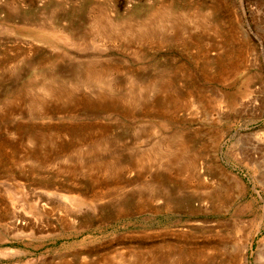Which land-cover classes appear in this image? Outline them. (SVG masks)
Returning <instances> with one entry per match:
<instances>
[{"label": "rangeland", "instance_id": "obj_1", "mask_svg": "<svg viewBox=\"0 0 264 264\" xmlns=\"http://www.w3.org/2000/svg\"><path fill=\"white\" fill-rule=\"evenodd\" d=\"M161 5L169 32L131 50L96 39L79 54L19 23L76 32L94 13L130 17ZM86 61L116 66L111 84L166 70L169 90L148 96L158 116L86 107L96 101L79 82ZM49 76L80 90L58 101L29 90ZM0 107V264H185L191 254L204 264L210 245V264H222L240 227L262 226L253 244L264 245V0H0ZM139 128L146 138L135 140ZM222 175L235 183L222 185Z\"/></svg>", "mask_w": 264, "mask_h": 264}, {"label": "bare ground", "instance_id": "obj_2", "mask_svg": "<svg viewBox=\"0 0 264 264\" xmlns=\"http://www.w3.org/2000/svg\"><path fill=\"white\" fill-rule=\"evenodd\" d=\"M169 5V4H168ZM162 9V10H160ZM167 9L169 11V6L167 5H161L160 8L152 10L148 13H144V14H137V15H132V16H127V17H120V16H116L113 17L112 19H107L105 17V15L103 16L102 14L100 16H98V14L96 15V13H91L93 15H90L88 18H85L83 15L82 17H84L82 20V24L80 25V27L76 30V32H70L68 28H64V27H59L57 26L55 23L50 22L48 23L47 21L42 22V21H28L26 18H21L19 20L20 24L23 25H29V26H34L37 29H41L43 30L41 34L39 35H44V36H49L50 38H52L53 41H59V42H63L64 45L67 44V48L68 46L71 48L72 51H78V53L81 51L84 52L86 51L88 48V46L86 47V41L88 40H92V42H94L93 40H95V43L97 40L99 41H104V40H114L115 42L118 43V47L120 46L121 48H126L125 50H131V48H135V46H138V43L140 42H144L147 39H154V37H159L161 35H164V33L166 34V31L169 29V12L167 13ZM166 10V11H165ZM182 12V11H181ZM88 14V13H87ZM180 14V13H179ZM200 14V13H199ZM129 15V14H127ZM181 15V14H180ZM193 16L192 13L191 14H182L181 16L187 20H193L194 17H192V19L188 18V16ZM202 15V14H201ZM87 16V15H86ZM180 16V17H181ZM80 17V18H82ZM175 17V15H174ZM183 19V20H184ZM90 20L91 23L93 25V27H90ZM184 20V21H185ZM197 20V19H196ZM171 21V20H170ZM188 21V20H187ZM176 22V21H175ZM193 23V22H191ZM80 24V22H79ZM78 24V25H79ZM175 25V24H174ZM185 26V25H184ZM16 27V26H15ZM180 28V27H179ZM186 28V27H185ZM15 30V29H14ZM169 32V31H167ZM29 33V32H28ZM167 36V35H166ZM163 38V37H162ZM165 38V37H164ZM97 39V40H96ZM161 39V38H160ZM113 41V42H114ZM89 43V41H88ZM105 43V42H104ZM103 43V44H104ZM98 44V43H97ZM100 44V43H99ZM48 45V44H47ZM90 46L91 45V41H90ZM142 45V44H141ZM140 45V46H141ZM57 46V44H56ZM89 46V47H90ZM98 46V45H97ZM105 46V45H103ZM106 47V46H105ZM66 48V49H67ZM137 48V47H136ZM65 49V50H66ZM67 49V50H68ZM120 49V48H119ZM89 50V49H88ZM121 50V49H120ZM61 51V50H60ZM124 51V50H123ZM69 52V51H68ZM71 52V51H70ZM77 53V54H78ZM131 53L133 54L135 60H138V56L142 57L144 54V52L141 50L140 47H138L137 49L133 50V52L131 51ZM61 54V53H60ZM62 54H64V52H62ZM67 56V53H65ZM64 54V55H65ZM80 54V53H79ZM78 54V55H79ZM147 54V53H146ZM58 55V54H57ZM64 55H62L64 57ZM132 56V55H131ZM68 58L72 57V56H67ZM78 57V56H77ZM80 58V57H79ZM65 59V58H64ZM60 60V59H59ZM58 60V61H59ZM63 61V59H61ZM60 60V61H61ZM77 60V59H76ZM79 60V59H78ZM89 60V59H88ZM5 61V60H4ZM97 61V60H96ZM99 61V60H98ZM6 62V61H5ZM9 62V61H8ZM77 62V61H76ZM88 61H86L87 63ZM94 62V61H93ZM98 63V62H97ZM106 63V62H105ZM112 63V62H111ZM103 64V63H101ZM4 65V64H3ZM97 64H92V62H88L85 66L86 70L84 72L85 76L82 75L81 76L82 79H78L81 85V81L82 83H86V89L90 88V90L95 94L96 96V101L92 104H85V106L87 107H91L93 110H98V111H110V110H117L121 115H124L126 117L124 118H131L136 120V118H140V117H153V115L158 116V114H156L154 111L152 110H156L154 108V104H151L150 98L148 99V96L156 91L157 93L161 92V91H166L167 89L169 90V80L166 81L167 83H165V80H163L162 78L164 76H167V78H169V73H166V70H161L156 76L152 75V76H144V77H138V75H133L131 77V75L128 74V78H126V81L128 82L129 86H130V93L128 94H124V89H125V84H124V79L123 81L122 78L120 81H116L114 84H111L107 82V80L109 79V76L112 74L113 69H115V67H113V69H109L105 66H100L99 67L96 66ZM120 65V64H119ZM2 66V64H1ZM38 68H43V63L42 62H37ZM80 66V65H79ZM110 66V65H108ZM127 66V65H126ZM3 68V66L1 67ZM125 68V67H124ZM127 68V67H126ZM139 68V67H137ZM123 69V68H122ZM2 70V69H1ZM73 70V69H72ZM76 70V69H75ZM120 70V69H119ZM124 70V69H123ZM142 70V69H141ZM49 71V70H48ZM111 71V72H110ZM127 71V70H126ZM3 72V71H2ZM114 72V71H113ZM121 72V70H120ZM123 72V71H122ZM131 72V71H130ZM118 74H122L119 73V71L117 72ZM125 73V72H124ZM127 73V72H126ZM133 73V72H132ZM80 74V73H79ZM115 75V72H114ZM113 75V77H114ZM79 76V75H78ZM80 76V77H81ZM108 76V77H107ZM122 76V75H121ZM127 76V74H126ZM79 77V78H80ZM48 80H45V78L41 79L39 82H34L35 84H32V86L30 87L29 90L31 91H36V95H39L41 92L42 93H49V94H54L56 93V100L58 101V99L60 100V96L62 95V93L66 94L68 96H71L70 93H68V89H72L74 92L79 91L80 90V86H79V82H73V83H68L65 84L64 82H62L59 79H56L54 76H49V78H47ZM76 79V78H75ZM119 79V78H118ZM142 79V81H140ZM167 80V79H166ZM77 81V79H76ZM107 82V83H106ZM126 82V83H127ZM164 82V83H163ZM25 84V83H23ZM113 86H111V85ZM126 84V85H128ZM88 85H91L90 87H87ZM79 86V87H78ZM84 86V87H85ZM128 87V86H127ZM83 88V87H81ZM127 90H129L128 88L125 90V92H127ZM32 92V93H33ZM71 92V91H70ZM82 92V91H81ZM114 93L112 99L108 98L109 94ZM155 92V93H156ZM35 93V92H34ZM78 93V92H77ZM76 93V94H77ZM17 94V93H16ZM25 94V93H23ZM23 94H19V95H23ZM13 95V94H12ZM47 95V94H46ZM90 95V94H89ZM54 96V95H53ZM85 96V95H84ZM141 96L140 98L142 99L144 96V99L139 100L137 97ZM33 97V96H32ZM36 97V96H35ZM42 97V96H41ZM91 97V96H90ZM13 98H19V97H13ZM22 98V96H21ZM34 98V97H33ZM77 98V97H76ZM169 98V97H168ZM23 99V98H22ZM32 99V98H31ZM38 99V98H36ZM110 99V100H109ZM153 99V98H152ZM16 100V99H15ZM19 100V99H18ZM18 100H16L18 102ZM21 100V99H20ZM28 100V99H27ZM35 100V99H34ZM80 100V99H79ZM85 100V99H84ZM8 101V100H7ZM11 101V100H9ZM14 101V100H13ZM29 101V100H28ZM32 101V100H31ZM42 102V100H40ZM38 101V102H40ZM48 101V100H47ZM4 102V101H3ZM17 102L15 103L17 105ZM26 102V101H25ZM37 101H35V104L38 103ZM76 102V101H74ZM82 102V101H81ZM20 103V102H19ZM60 103V102H59ZM79 103V101H78ZM86 103V102H85ZM5 104V102H4ZM8 104V103H7ZM26 104V103H25ZM33 104V103H32ZM55 104V103H54ZM53 104V105H54ZM65 104V103H63ZM10 105V103H9ZM12 105V102H11ZM41 105H43L41 103ZM41 105L38 106V104H36V110L40 109L38 107H40ZM46 105V104H45ZM6 106V105H5ZM14 106V104H13ZM22 106V105H21ZM57 106V105H56ZM62 106V105H60ZM59 106V107H60ZM19 107V106H18ZM44 107V106H43ZM1 108V107H0ZM27 108V107H26ZM45 108V107H44ZM58 108V107H57ZM61 108V107H60ZM7 108H4V110ZM34 109V108H33ZM46 109V108H45ZM19 111V110H18ZM33 111V110H31ZM40 111V110H39ZM42 111H44V109H42ZM167 111V109L165 110ZM9 112V111H8ZM5 112V115L6 113ZM30 112V111H29ZM37 112V111H36ZM35 112V113H36ZM157 112V111H156ZM48 113V112H47ZM108 113V112H107ZM106 113V114H107ZM162 113V112H161ZM10 114V113H9ZM29 114V113H28ZM115 114V113H114ZM166 114V113H164ZM162 113V115H164ZM36 115V114H35ZM159 115V116H162ZM167 115H169V113H167ZM12 116V115H11ZM120 116V115H119ZM165 117V116H164ZM155 119V118H154ZM133 120V121H134ZM141 120V119H140ZM168 120V119H167ZM128 121V119H127ZM131 121V120H129ZM153 121V120H152ZM163 124V123H162ZM143 127V126H141ZM162 127V126H160ZM139 132H136V136H135V140L136 138H141L143 137L144 139L146 137H144V135H146V133L144 132L145 129H141L139 128ZM152 133V132H151ZM91 134V133H90ZM114 134V133H113ZM134 134V133H133ZM82 135V134H81ZM92 135V134H91ZM101 135V134H100ZM93 136H95L93 134ZM104 136V135H103ZM25 137V136H24ZM27 137V136H26ZM29 137V136H28ZM92 137V136H91ZM134 138V137H132ZM163 138V137H162ZM161 138V139H162ZM165 138V137H164ZM28 139V138H27ZM25 139V140H27ZM106 139V138H105ZM151 139V138H150ZM157 139V138H156ZM49 140V139H48ZM104 140V139H103ZM130 140V139H129ZM46 141V140H45ZM91 141V140H90ZM89 141V142H90ZM96 141H99V139L97 138L94 142L96 144ZM157 141V140H156ZM161 141V140H160ZM178 141V140H177ZM181 141V140H180ZM21 142V141H20ZM93 143V141H91ZM90 142V143H91ZM155 142V141H154ZM153 142V143H154ZM162 142V141H161ZM82 143V142H81ZM80 143V144H81ZM115 143V141H114ZM152 143V141H151ZM179 143V142H178ZM31 144V143H30ZM99 144V142H98ZM96 144V145H98ZM123 144V143H121ZM137 144V143H136ZM25 145V144H24ZM41 145V144H40ZM79 145V144H78ZM93 145V144H92ZM124 145V144H123ZM149 145V144H148ZM147 145V147H148ZM151 145V144H150ZM149 145V146H150ZM4 146V144H3ZM10 146V145H9ZM125 146V145H124ZM154 146V145H153ZM156 146V145H155ZM111 147V146H110ZM163 147V146H162ZM20 148V146H19ZM77 148V147H76ZM181 148V147H180ZM184 148V147H183ZM181 148V149H183ZM187 148V147H186ZM13 149V148H12ZM79 149V148H78ZM93 149V148H92ZM95 149V148H94ZM107 149V147H106ZM162 149V148H161ZM20 150V149H19ZM87 150V149H86ZM2 151V150H1ZM21 151V150H20ZM96 151V150H95ZM160 151V150H159ZM168 151V149H167ZM6 152V151H5ZM79 152V151H78ZM195 152V151H194ZM185 153V152H184ZM193 153V152H192ZM90 154V153H89ZM165 154V153H164ZM170 154V153H169ZM167 154V155H169ZM196 153H193V155L191 156L192 159L195 158ZM23 155V154H22ZM161 155V154H160ZM173 155V154H172ZM144 156V155H143ZM142 157V156H141ZM66 158V157H65ZM180 159V158H179ZM58 160V159H57ZM60 160V159H59ZM64 160V159H63ZM176 160V159H175ZM191 160V159H190ZM187 162L190 165H193L194 161H190ZM160 161V159H159ZM188 161V160H187ZM196 162V161H195ZM110 163V162H109ZM108 163V165H109ZM113 163V162H112ZM105 165V164H104ZM188 165V164H187ZM186 165V166H187ZM198 165V164H197ZM91 166V165H90ZM99 166V165H98ZM112 166V165H110ZM96 167V166H95ZM188 167H190L188 165ZM192 167V166H191ZM190 167V168H191ZM194 167V166H193ZM109 168V167H108ZM196 168V167H195ZM194 168V169H195ZM102 169V168H101ZM127 169V168H126ZM98 170V168L96 169ZM103 170V169H102ZM199 170V169H198ZM201 170V169H200ZM118 171V170H117ZM106 172V171H103ZM219 174V173H218ZM221 174V173H220ZM223 174V173H222ZM221 184L225 185L228 187V185L230 184H234L235 182H232L231 179L227 176V175H222L221 176ZM221 185V186H222ZM231 186V185H230ZM229 186V187H230ZM96 197V196H95ZM98 198V197H97ZM77 199V198H76ZM93 199V198H91ZM73 200V199H71ZM81 200V199H80ZM74 201V200H73ZM262 227V226H260ZM260 227L258 229H256V231L250 230L249 228L246 229V227H240L238 229L237 232H239V235L237 237H235V240L232 242L231 246H230V250H229V259L227 260L226 257H223V259L221 258V256H218V258L221 261L222 264H226V261L228 262L227 264H264V245H257L256 248L254 249V238L256 236V234L259 232ZM241 229V230H240ZM211 246V245H210ZM210 246H207V248L205 249V253L206 254H202V257L204 258V264H210L211 261L213 262L212 256L210 253H213L214 250H216L217 248L215 246H212V248L210 249ZM206 247V246H205ZM189 249V248H188ZM255 250V255L253 260H250V251ZM219 251V250H218ZM193 252V251H190ZM181 254V253H180ZM186 254V253H185ZM190 255V253L188 254ZM253 255V254H252ZM133 256V255H132ZM177 256V255H176ZM187 256V255H186ZM193 254H191L189 257H187L186 262L187 264H200L202 258H199L198 256L196 257L197 259H195V256ZM123 257V256H122ZM127 257V255H126ZM201 257V255H200ZM115 258V257H113ZM120 258V257H118ZM129 258V257H127ZM139 258V257H138ZM231 258V259H230ZM126 259V258H124ZM178 259V258H177ZM232 259L234 260L232 262ZM236 259H238L236 261ZM128 260V259H127ZM150 260V259H149ZM87 262V261H86ZM133 262V261H132ZM185 262V264H186ZM135 263V262H134ZM86 264V263H85ZM91 264H128L126 262H124L123 259H118L116 258V260L111 259L108 261H105L103 263H101L99 260L98 261H92ZM138 264V263H135ZM152 264V262H151ZM181 264V263H180Z\"/></svg>", "mask_w": 264, "mask_h": 264}]
</instances>
